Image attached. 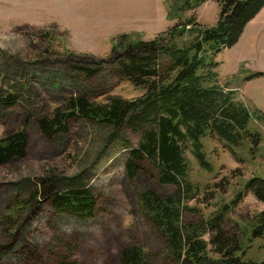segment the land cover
<instances>
[{
	"label": "rangeland",
	"instance_id": "rangeland-1",
	"mask_svg": "<svg viewBox=\"0 0 264 264\" xmlns=\"http://www.w3.org/2000/svg\"><path fill=\"white\" fill-rule=\"evenodd\" d=\"M161 7L167 16L165 0H0V138L21 128L29 135L26 158L0 167V264H51L61 255L83 264H119L121 251L135 245L145 248L151 264H167L166 241L141 214L138 197L143 190L166 196L176 188L161 185L159 169L148 160L138 161L137 176L128 177L126 162L139 147L140 133L76 118L68 134L49 140L39 125L72 96L105 103L143 95L113 61L118 37L169 40L165 34L190 19L172 35L182 46L195 40L199 30L215 27L220 16L218 3L208 0L183 12L181 21L167 18L164 29ZM259 15L239 43L216 60L219 83L262 118L264 9ZM75 66L98 73L87 77ZM254 72L263 75L254 77ZM11 95L15 104H3L1 99ZM256 116L249 124L261 136L254 155L248 143L233 153L223 141L207 137L203 144L210 173L185 152L198 197L189 203L195 210L184 220L198 224L229 205L223 230L242 245L246 259L259 262L264 260V235L252 232L264 215V202L245 191L252 178L264 179V121ZM44 181L58 191L88 188L97 199L94 217L58 215L49 199L30 200ZM240 193L243 198L232 207ZM204 239L209 242L210 236ZM209 250L214 256L210 245Z\"/></svg>",
	"mask_w": 264,
	"mask_h": 264
},
{
	"label": "trees",
	"instance_id": "trees-1",
	"mask_svg": "<svg viewBox=\"0 0 264 264\" xmlns=\"http://www.w3.org/2000/svg\"><path fill=\"white\" fill-rule=\"evenodd\" d=\"M208 0H165L167 18L180 20L182 13L195 10ZM220 6L217 25L199 30L195 40L177 45L172 35L180 26L151 41H132L123 35L115 39L114 63L121 68L127 81L143 90V95L132 100L112 98L108 102L91 101L80 95L64 99L53 115L39 122L46 139L70 132V120L81 118L89 123L111 126L122 130L132 128L140 133L137 149L130 151L125 170L135 178L140 170L138 161L148 160L159 169L158 182L174 186L175 192L160 196L151 190H143L138 197L141 214L166 241L167 264H264L245 258V250L234 237L223 230L225 205L209 220L188 224L184 214L195 210L189 203L197 199L198 187L190 180V167L185 156L187 150L207 172H212L207 160L203 139L216 137L233 153L234 148L249 144L254 155L261 143L260 133L249 128L256 116L243 103L236 101L233 90L219 83L216 57L239 43L247 25L264 9V0H213ZM167 60L168 64L161 61ZM87 77L95 76L98 69L75 66ZM263 73L254 72L253 76ZM5 105L16 102L12 95L1 99ZM256 118L264 121L258 115ZM29 135L25 128L0 138V167L26 158ZM223 185V184H222ZM221 185V186H222ZM225 189V188H224ZM222 190V187H221ZM245 191L252 192L264 202V179L254 177L245 184ZM49 199L58 215L79 219L94 217L97 199L88 189L58 191L44 181L42 187L31 194ZM243 198L240 193L232 201V207ZM20 208V207H19ZM252 235H264V215L258 219ZM210 236V241L204 237ZM213 248V255L209 250ZM71 256L61 255L51 264H83L71 261ZM119 264H151L143 246H128L119 257Z\"/></svg>",
	"mask_w": 264,
	"mask_h": 264
},
{
	"label": "crops",
	"instance_id": "crops-1",
	"mask_svg": "<svg viewBox=\"0 0 264 264\" xmlns=\"http://www.w3.org/2000/svg\"><path fill=\"white\" fill-rule=\"evenodd\" d=\"M161 8H162V11H163V16H162V17H163V20H162V22L164 23V29H165V28H166V27H165V22H166V23H170V22H168L169 20H167V16H166V13H165L166 11L163 9V7H161ZM259 16H260V15H259ZM248 25H249V24H248ZM248 25H247V27H248ZM247 27H246V28H247ZM164 29H163V30H164ZM245 30H246V29H245ZM155 33H156V32H155ZM157 33H158V32H157ZM244 33H245V32H244ZM243 35H244V34H243ZM151 36H153V35H151ZM241 38H242V37H241Z\"/></svg>",
	"mask_w": 264,
	"mask_h": 264
}]
</instances>
